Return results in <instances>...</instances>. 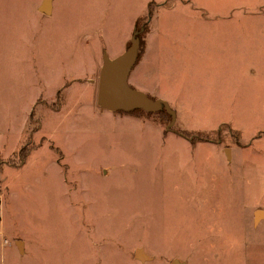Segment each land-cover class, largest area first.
<instances>
[{
	"label": "rangeland",
	"instance_id": "obj_1",
	"mask_svg": "<svg viewBox=\"0 0 264 264\" xmlns=\"http://www.w3.org/2000/svg\"><path fill=\"white\" fill-rule=\"evenodd\" d=\"M46 1L0 0V264H264L253 0ZM139 16L131 84L174 124L98 103Z\"/></svg>",
	"mask_w": 264,
	"mask_h": 264
},
{
	"label": "water",
	"instance_id": "obj_2",
	"mask_svg": "<svg viewBox=\"0 0 264 264\" xmlns=\"http://www.w3.org/2000/svg\"><path fill=\"white\" fill-rule=\"evenodd\" d=\"M49 0L41 7L44 13L51 12ZM139 31L133 34L131 45L119 56L112 59L104 56V63L100 72L98 103L110 111H131L144 109L146 111H158L165 108L175 121V112L168 102L162 99H152L146 92L134 88L129 78L139 58L140 38Z\"/></svg>",
	"mask_w": 264,
	"mask_h": 264
},
{
	"label": "crops",
	"instance_id": "obj_3",
	"mask_svg": "<svg viewBox=\"0 0 264 264\" xmlns=\"http://www.w3.org/2000/svg\"><path fill=\"white\" fill-rule=\"evenodd\" d=\"M252 10H253L252 26H253V34H254V50L258 49V50H260L261 54H263L264 53V0H253ZM126 44H127V42H126ZM152 58H153V54H151V52H148L147 56H145L144 59H152ZM131 79H132V76L129 78L130 84H131ZM3 142H4L3 149L5 151L7 150L6 156L9 157L16 151V149H12V150L10 148L6 149V148H8V146L6 144L5 139H3ZM61 159L62 160L64 159L63 155H62ZM61 163L63 166L66 165L64 161ZM2 196H3V193H2ZM3 203H4V201H3ZM3 203H2V206H3ZM2 206H1V210H2ZM257 213H258V216H257ZM255 215L256 216L254 217L253 221L255 222V224L257 226H259L264 221V209H258L256 211ZM1 217H2V215H1ZM1 222H2V219H0V223ZM173 263L174 264H186L180 259L178 262L175 261Z\"/></svg>",
	"mask_w": 264,
	"mask_h": 264
},
{
	"label": "trees",
	"instance_id": "obj_4",
	"mask_svg": "<svg viewBox=\"0 0 264 264\" xmlns=\"http://www.w3.org/2000/svg\"><path fill=\"white\" fill-rule=\"evenodd\" d=\"M149 22H150V17L149 16H148L147 21H145L142 18V16H139L137 18L136 22H135V30H138L140 32L139 35H138V37L140 38V41H141L142 38H144L143 37L144 36L143 33L147 30V28L149 26ZM130 45H131V41H128L127 44H126V46L129 47ZM60 91H62V90H60ZM133 111L137 113V112L143 111V110L142 109H135ZM161 111H164L172 119V115L166 109H163ZM121 112H124V111H121ZM33 115H34V112H33Z\"/></svg>",
	"mask_w": 264,
	"mask_h": 264
},
{
	"label": "built area",
	"instance_id": "obj_5",
	"mask_svg": "<svg viewBox=\"0 0 264 264\" xmlns=\"http://www.w3.org/2000/svg\"><path fill=\"white\" fill-rule=\"evenodd\" d=\"M0 198H1V194H0Z\"/></svg>",
	"mask_w": 264,
	"mask_h": 264
}]
</instances>
